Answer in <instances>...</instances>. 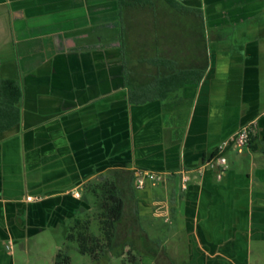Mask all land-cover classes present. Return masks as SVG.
Wrapping results in <instances>:
<instances>
[{"label": "crops", "instance_id": "crops-1", "mask_svg": "<svg viewBox=\"0 0 264 264\" xmlns=\"http://www.w3.org/2000/svg\"><path fill=\"white\" fill-rule=\"evenodd\" d=\"M174 1L0 0V82L22 89L19 122L0 131V264L88 256L68 236L97 215L87 183L108 177L124 217L91 264L130 251L139 264H264V0ZM185 70L202 79L130 103ZM254 122L221 178L204 167ZM136 169L162 179L139 190Z\"/></svg>", "mask_w": 264, "mask_h": 264}, {"label": "trees", "instance_id": "trees-1", "mask_svg": "<svg viewBox=\"0 0 264 264\" xmlns=\"http://www.w3.org/2000/svg\"><path fill=\"white\" fill-rule=\"evenodd\" d=\"M126 0H120L121 3ZM133 4H144L148 0H127ZM171 7L178 6L174 0H165ZM195 76V77H192ZM191 77V78H190ZM183 83L199 82L202 74L197 70L179 71L167 78L158 80L153 87L140 88L130 92V103L144 104L148 101L158 98L144 94V91H151L152 88L159 90L160 86L173 84L176 80ZM169 88V86H167ZM162 95L161 98H166ZM22 98V89L16 81L2 80L0 82V131L7 130L17 124L20 120V100ZM13 118L11 121H8ZM1 120L3 125H1ZM121 172H114V174ZM87 194L94 197L97 204V215L87 219H76L71 226L68 240L76 242L80 252L96 260L102 258L104 253L110 250L117 239L119 225L124 217L125 201L123 198L121 186L117 177H108L105 180H93L87 183L85 187ZM125 264H139L140 257L128 253Z\"/></svg>", "mask_w": 264, "mask_h": 264}, {"label": "built area", "instance_id": "built-area-1", "mask_svg": "<svg viewBox=\"0 0 264 264\" xmlns=\"http://www.w3.org/2000/svg\"><path fill=\"white\" fill-rule=\"evenodd\" d=\"M256 127L257 126L255 122L246 125L242 127L237 133L224 140L218 146L215 155L210 160L204 163V167H210L215 165L218 166L220 169L219 178H221L222 174L228 168V160L226 156L228 150L232 149L237 152H242L246 148H248L252 141V137L254 135ZM134 176L135 186L139 190L144 189L148 184H156L162 179L160 175L143 169H136L134 171ZM186 182L187 179H184V183L182 185L184 189H186ZM28 200L31 201L32 198H28Z\"/></svg>", "mask_w": 264, "mask_h": 264}, {"label": "rangeland", "instance_id": "rangeland-1", "mask_svg": "<svg viewBox=\"0 0 264 264\" xmlns=\"http://www.w3.org/2000/svg\"><path fill=\"white\" fill-rule=\"evenodd\" d=\"M158 0H149L150 5H145L143 7L148 6L149 8L155 7L157 4ZM72 259H73V264H83L84 262L91 264V258L90 256H81L76 253H72ZM104 260V259H103ZM102 263V262H101ZM102 264H123L121 257L116 256L113 262L105 263V260Z\"/></svg>", "mask_w": 264, "mask_h": 264}]
</instances>
